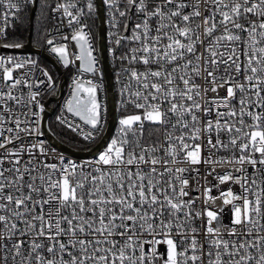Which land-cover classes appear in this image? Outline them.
I'll return each mask as SVG.
<instances>
[{
	"label": "snow or ice",
	"instance_id": "obj_1",
	"mask_svg": "<svg viewBox=\"0 0 264 264\" xmlns=\"http://www.w3.org/2000/svg\"><path fill=\"white\" fill-rule=\"evenodd\" d=\"M103 3L126 74L125 114L94 159H67L35 139L41 85L51 90L55 81L46 70V80L32 79V59L0 56V264H264V0ZM0 6L6 39L19 0ZM61 10L72 32L46 43L76 67L64 110L90 130L57 120L94 140L105 109L100 85L85 74L102 73L81 21L96 4L61 0L52 11ZM208 176L217 183L208 187Z\"/></svg>",
	"mask_w": 264,
	"mask_h": 264
},
{
	"label": "built area",
	"instance_id": "obj_2",
	"mask_svg": "<svg viewBox=\"0 0 264 264\" xmlns=\"http://www.w3.org/2000/svg\"><path fill=\"white\" fill-rule=\"evenodd\" d=\"M58 2H61V0H51L50 3V7H49V11H48V23H47V27H46V36L45 38L42 40L41 45H39L46 53H48L49 55H51L61 66L62 71L58 72L57 70L55 72H52L40 59L41 56L34 54V53H23V52H18V51H12V50H7L4 49L3 47H0V56H13L16 57L17 59H32L34 61H36V67L33 69V75H32V79H45V77L42 76L41 71L40 70H46L50 75H52L54 81H55V87L51 90L49 89H45L43 85H41V96L38 98L40 100V103L44 104L45 106V101L46 99L50 98L52 95L55 94L56 88L61 80V76L64 75L65 79H64V88L63 91L60 95V98L57 101H50V105L52 106L53 110L51 115L54 114L55 119L57 120L58 116H65L67 118V120L69 122H72L74 124H79L81 126V129H83V131H89L90 130V126H86L83 124V122L77 118L76 116H74L71 113H67L64 110V104L66 102V100H68L70 98V94L72 91V80L73 78L77 75V70L75 66H68L65 67L63 65V63L61 62V60L59 59L58 55L53 53L50 48L51 46H49L46 43V40L48 38H51L52 36H55L56 38V42H63L61 41V37L64 35H70V33L72 32V28H70L67 25V17L63 16L62 10L60 12H53L52 9L56 7V4ZM79 6L83 7L86 4V0H78ZM94 3L96 4L95 0ZM34 3H30L29 0H19V11H16L12 16L9 17L7 24V37H8V28L9 25L16 20L20 14L23 11L32 10ZM102 4H103V9H104V16H105V23H106V53H107V59L109 62V65L112 69V77H113V83H114V87H115V92H116V98H117V102H118V106H119V110H118V115H117V119H116V123L113 129V132L109 138V140L107 141V143L102 147V149H100L97 153L93 154V155H89V156H76L73 154H69L66 153L62 150H60L59 148H57L56 146H54L49 139L44 135L37 137L35 139H40L46 142V144L48 145L49 149L55 150V153H59L62 154L65 158L70 159V160H75L77 162H81V161H86V160H91L94 159L98 153H100L101 151H103L106 146L108 145V143L110 142V140L112 138H114L117 134H118V120L119 118L124 115V111L122 109V105H121V87H122V81L125 79L126 74L123 72L122 67L120 62L113 56L111 49L114 47L113 44V36L111 35L113 29H112V25L110 23V16H109V10L107 8V5L105 3H103L102 0ZM37 5H38V0H37ZM123 3L121 4V7H123ZM37 8V7H36ZM96 9H97V4H96ZM4 11V7L0 6V13H2ZM135 19V17H134ZM63 21V22H62ZM82 23H87V25L89 26V30L91 32V35L93 37V43L95 45L96 48V55L98 58V62H99V71L100 73H102V75H97L95 77H92L91 74H85V78H92L95 80L96 83H98L100 85L99 89H98V96L99 99L105 109L104 113H103V129L101 131H99L98 133H95V139L94 140H85L83 138V135L81 134L80 130L77 131H72L77 137L78 139H80L82 142L84 143H88L87 147L82 148L83 149H87L92 147L102 136V134L104 133L107 124H108V120H109V97H108V92H107V83H106V79L104 76V69H103V63H102V59H101V55L98 49V19H97V10L94 13L88 14L84 19H82L81 21ZM123 23L124 21H121V32H123ZM0 26H3V22L0 21ZM75 25H73L74 27ZM127 34V33H125ZM10 43L8 41H6L5 38L0 37V45L3 44H7ZM14 43H24V42H14ZM69 48L75 50L76 46L74 44V42H70L69 43ZM127 49H123L122 51H126ZM122 51H118L117 55H121ZM24 71H27V69H25ZM17 75V73H14V76ZM25 92L27 91L26 88L23 89ZM209 95H212L211 93ZM220 95L223 96L224 95V90L221 89L220 90ZM51 102H55V105H52ZM46 108V106H45ZM128 111L131 112L133 111V109L129 106ZM58 121V120H57ZM59 122V121H58ZM60 123V122H59ZM62 124V123H60ZM63 126L67 127L66 124H62ZM42 131V128H41ZM43 132V131H42ZM149 133L152 134V138L155 139L156 137V132L154 130V126H149L146 125L145 126V137H147L149 135ZM28 141H32L34 142V138L32 137H28L27 138ZM78 149V148H77ZM2 151V150H0ZM206 166H202L201 167V175L204 174V170H205ZM217 171H221V169H217ZM190 179V186L192 185V181H191V177ZM206 182L201 179L200 180V184H205ZM217 183L212 176H208L207 177V186L211 187L213 184ZM222 188H227L228 185H222ZM233 190L237 191L238 190V186H233ZM190 194L192 196H196L197 193L194 191H191ZM213 196L218 195L216 189H213L212 192ZM203 200V197H201V201ZM200 202H198L199 204ZM221 205V201L217 200L216 201V206L219 207ZM229 219H230V215L228 212V209L225 208L224 210V214L222 216V220L224 224H228L229 223ZM147 247V246H146ZM159 251L160 252H164L165 251V246L164 245H160L159 247Z\"/></svg>",
	"mask_w": 264,
	"mask_h": 264
},
{
	"label": "water",
	"instance_id": "obj_3",
	"mask_svg": "<svg viewBox=\"0 0 264 264\" xmlns=\"http://www.w3.org/2000/svg\"><path fill=\"white\" fill-rule=\"evenodd\" d=\"M97 4V19H98V49L101 55L102 63H103V69H104V76L106 79L107 83V92H108V97H109V120L107 127L100 137V139L90 148L87 149H77L74 148L65 142H63L59 137L56 136V134L51 130L49 126V117L51 116L52 113V106L50 105V101H57L60 98V95L63 91L64 88V79L65 76H61V80L56 88L55 94L52 95L50 98L46 99L45 101V112L43 113V121H42V131L44 135L49 139V141L59 148L60 150L73 154L76 156H89L97 153L102 147L107 143L109 140L118 115V102L116 98V92H115V87L113 83V77H112V69L109 65L108 59H107V53H106V23H105V16H104V9H103V4L102 0H95ZM37 7V0L33 4L32 7V16L34 15ZM23 47L21 48H4L7 50H12V51H18V52H23V53H34L42 58L46 59L48 62H50L54 68L58 71L61 72V66L59 63L48 53H46L38 44L33 43L30 39H28L26 42L22 43ZM72 114V113H71ZM74 115V114H73ZM79 118V117H77ZM80 119V118H79Z\"/></svg>",
	"mask_w": 264,
	"mask_h": 264
},
{
	"label": "trees",
	"instance_id": "obj_4",
	"mask_svg": "<svg viewBox=\"0 0 264 264\" xmlns=\"http://www.w3.org/2000/svg\"><path fill=\"white\" fill-rule=\"evenodd\" d=\"M50 3L51 0H45L42 4L38 2L33 16L31 9L23 11L20 16L9 25L6 41L14 43L26 42L30 39L33 43L41 45L42 40L46 36ZM40 59L52 72L56 71L54 66L46 59L42 57ZM51 104L53 105V102H51ZM49 126L56 136L66 144L78 149L87 147L88 143L82 142L70 129L60 124L55 119L54 114L49 117Z\"/></svg>",
	"mask_w": 264,
	"mask_h": 264
},
{
	"label": "rangeland",
	"instance_id": "obj_5",
	"mask_svg": "<svg viewBox=\"0 0 264 264\" xmlns=\"http://www.w3.org/2000/svg\"><path fill=\"white\" fill-rule=\"evenodd\" d=\"M38 2L42 4V2H45V0H39ZM53 105H55V102H53Z\"/></svg>",
	"mask_w": 264,
	"mask_h": 264
},
{
	"label": "flooded vegetation",
	"instance_id": "obj_6",
	"mask_svg": "<svg viewBox=\"0 0 264 264\" xmlns=\"http://www.w3.org/2000/svg\"><path fill=\"white\" fill-rule=\"evenodd\" d=\"M50 63V62H49Z\"/></svg>",
	"mask_w": 264,
	"mask_h": 264
}]
</instances>
